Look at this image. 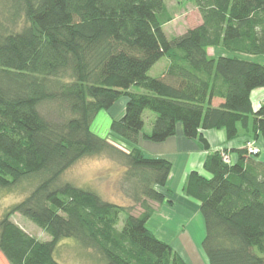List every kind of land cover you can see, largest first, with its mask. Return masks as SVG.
<instances>
[{"label":"trees","instance_id":"16d2710c","mask_svg":"<svg viewBox=\"0 0 264 264\" xmlns=\"http://www.w3.org/2000/svg\"><path fill=\"white\" fill-rule=\"evenodd\" d=\"M191 1L201 22L168 39L164 0H0V188L39 178L0 217L8 264H59L54 255L64 239L94 250L103 264H188L148 226V201L159 205L170 194L162 191L170 162L115 148L91 126L100 111L124 101L109 130L132 144L162 143L180 124L185 138L206 148L201 131L223 130L233 140L249 117L264 141V102L255 111L251 102L264 88V0ZM214 49L221 53L209 55ZM163 58V74L149 76ZM146 110L154 114L148 134ZM249 143L235 162L224 150L209 154L205 174L193 171L185 181L203 222L208 264H264V165ZM102 154L127 168L137 215L133 206L57 183L81 158ZM14 214L50 240L29 235Z\"/></svg>","mask_w":264,"mask_h":264},{"label":"rangeland","instance_id":"374dc122","mask_svg":"<svg viewBox=\"0 0 264 264\" xmlns=\"http://www.w3.org/2000/svg\"><path fill=\"white\" fill-rule=\"evenodd\" d=\"M164 3L168 14L171 16V20L163 26V31L168 39L185 33L188 29L197 26L201 22L198 11L191 0H164ZM208 53L209 55H219L221 51L220 49H214L209 50ZM166 67L167 60L163 58L150 69L149 76L153 78L160 77ZM131 91L143 92L137 87H132ZM107 115L108 113L105 111L98 113L91 126L92 132L106 139L109 145L126 153L129 152L133 149L132 146L122 142L118 136L110 132V121ZM142 117L144 120L143 132L148 134L154 114L146 110ZM121 162L119 158L108 154L83 157L65 170L57 183H71L79 188L95 192L105 201L125 207L133 206L132 214L137 215L141 212V209L139 203L133 201L130 194L126 193L128 191L131 192L130 188L132 186H130L129 181H125L127 168ZM38 181V177L24 180L11 191L0 188V217L12 205L23 200L35 188ZM182 193L183 196L178 198V202L175 204H172L173 199L164 200V202L171 203L172 207L167 209L165 215L167 219L163 221L164 225H159L161 224L160 219L153 223L154 230L156 233L158 232L155 237L171 244L174 250L188 264H208L200 246L203 231L201 224L195 217L197 203L188 198L183 191ZM170 194L172 195L171 192ZM148 203L153 210L159 207L154 202L148 201ZM124 217V215L120 216L118 229L122 227ZM11 220L36 239L40 241L50 240L41 229L19 214H14ZM159 235L160 237H158ZM54 257L59 264H103L94 250L80 247L73 239L62 240L56 248Z\"/></svg>","mask_w":264,"mask_h":264},{"label":"crops","instance_id":"0c3cea01","mask_svg":"<svg viewBox=\"0 0 264 264\" xmlns=\"http://www.w3.org/2000/svg\"><path fill=\"white\" fill-rule=\"evenodd\" d=\"M251 102L253 111L257 110L259 106L264 102V88L254 90L252 92ZM217 104H219V102L214 101V105ZM123 108L124 101H120L108 112H106L108 113L107 116L109 121H111V118L117 119L121 117L124 110ZM251 124V118L249 117L246 127L238 125V136L233 140H227L225 132L223 130L201 131V135L205 139L206 148H203L197 140H190L185 138L182 126L180 124H177L176 134L173 137L158 144L143 139H140L137 144H132L120 137L118 138H120L122 142H126L127 144L132 146V148L136 147L142 150L143 153L148 157L165 159L170 162L171 171L168 176L166 185L162 189V191H170L172 195L169 194L168 199H173L172 204H175L178 202V198H181L183 196L182 191L187 176L193 171L204 174L203 163L206 157L209 154L214 153L215 151H226L231 162H235L237 159L236 151L241 149L244 145H246V143L251 141L254 142L255 145L260 149V154L257 156L256 160L264 165V141L262 140L260 135L255 134L252 131ZM194 202L196 203V201ZM169 207H172L171 203L163 202L162 204H159V207L156 210H154V213L148 220V226L151 229L154 230L153 223H156L157 219H160L161 221V224H159L160 226L164 225L163 221L167 219L165 215ZM196 208L197 209L195 211V217L201 224V229L203 231V222L199 215L198 204ZM157 233L154 230L155 236L158 235ZM160 235L158 237H160ZM0 264H8L1 254Z\"/></svg>","mask_w":264,"mask_h":264},{"label":"built area","instance_id":"2783aa9c","mask_svg":"<svg viewBox=\"0 0 264 264\" xmlns=\"http://www.w3.org/2000/svg\"><path fill=\"white\" fill-rule=\"evenodd\" d=\"M247 147H248V152L250 154H254L255 155V154L260 153V149L256 145H254L253 143H249L247 145ZM223 161H224V163L230 162V160L227 157H224Z\"/></svg>","mask_w":264,"mask_h":264}]
</instances>
